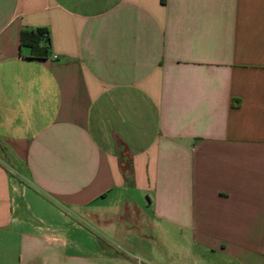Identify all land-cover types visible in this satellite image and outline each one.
<instances>
[{
	"label": "crops",
	"instance_id": "obj_1",
	"mask_svg": "<svg viewBox=\"0 0 264 264\" xmlns=\"http://www.w3.org/2000/svg\"><path fill=\"white\" fill-rule=\"evenodd\" d=\"M0 264H264V0H0Z\"/></svg>",
	"mask_w": 264,
	"mask_h": 264
},
{
	"label": "trees",
	"instance_id": "obj_2",
	"mask_svg": "<svg viewBox=\"0 0 264 264\" xmlns=\"http://www.w3.org/2000/svg\"><path fill=\"white\" fill-rule=\"evenodd\" d=\"M163 3L166 0H162ZM21 46L30 50V59L47 60L51 56V40L45 29L23 30Z\"/></svg>",
	"mask_w": 264,
	"mask_h": 264
},
{
	"label": "built area",
	"instance_id": "obj_3",
	"mask_svg": "<svg viewBox=\"0 0 264 264\" xmlns=\"http://www.w3.org/2000/svg\"><path fill=\"white\" fill-rule=\"evenodd\" d=\"M57 57H55V59H56Z\"/></svg>",
	"mask_w": 264,
	"mask_h": 264
}]
</instances>
